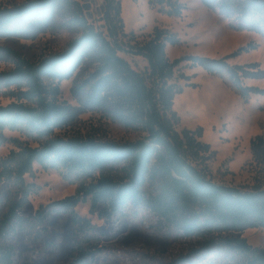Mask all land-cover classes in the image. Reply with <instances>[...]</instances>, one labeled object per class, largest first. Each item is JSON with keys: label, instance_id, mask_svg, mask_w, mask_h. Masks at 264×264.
<instances>
[{"label": "trees", "instance_id": "trees-1", "mask_svg": "<svg viewBox=\"0 0 264 264\" xmlns=\"http://www.w3.org/2000/svg\"><path fill=\"white\" fill-rule=\"evenodd\" d=\"M218 9L236 30L264 35V0H201ZM160 11L179 16V0H150ZM103 27L88 16L82 0H0V39L35 36L67 29L76 33L62 51L31 61L20 51L0 44V61L12 64L0 71V146H14L0 158V264H13L20 232L29 240L49 232L52 214L71 213L77 226L70 264H93L106 250L91 219L76 207L89 203L90 212L119 222L130 217L144 222L155 234L192 241L186 252L172 257L167 251H125L131 264H264V247L254 246L238 233L264 228V136L251 140L256 175L253 183L235 185L217 179L210 161L214 152L204 142L201 128H177L174 96L182 86L173 83L182 59L171 61L167 45L180 37L157 26L147 39L126 32L120 0H106ZM251 44L221 57L192 56L187 60L208 73L227 77L245 100L264 89L244 84L262 79L258 62L232 64L229 59ZM121 52L141 56L144 68ZM80 78L72 94L77 106L61 102L60 84ZM187 80L190 76L181 74ZM195 85V83H188ZM2 98H9L7 103ZM92 111L144 135L117 141L91 134L60 135L77 115ZM21 137H8L6 131ZM30 139L37 142L31 144ZM35 164L56 169L77 191L41 205L34 214L21 213L40 190L34 182ZM53 247V245L46 248Z\"/></svg>", "mask_w": 264, "mask_h": 264}, {"label": "rangeland", "instance_id": "rangeland-1", "mask_svg": "<svg viewBox=\"0 0 264 264\" xmlns=\"http://www.w3.org/2000/svg\"><path fill=\"white\" fill-rule=\"evenodd\" d=\"M23 2L25 0H2ZM87 14L99 27L106 23L103 20L106 11V0H82ZM121 14L126 32L134 31L139 41L147 39L154 29L169 28L180 37L178 45L168 44L166 51L171 61L182 59L176 67L172 82L182 86V91L174 96L173 110L178 113L177 128H201V139L211 145L214 155L210 165L217 179L235 185L253 183L256 175L251 140L257 135L264 136V94L252 93L248 100L238 94L236 88L227 77L208 73L202 66H193L187 60L192 56L221 58L251 44L249 50H242L229 59L232 64L258 62L264 69V35L248 30H236L230 21L222 16L218 9L207 7L201 0H179L183 6L181 15L170 16L160 11L158 5L150 0H120ZM105 30L106 27H103ZM76 33L59 29L55 32L44 31L29 38L12 37L0 39V44L20 51L31 61H38L51 52L65 49ZM132 63L144 68L147 61L141 56L121 52ZM12 64L0 61V71L9 70ZM190 76V80L180 77ZM80 78L74 75L60 84V101L77 106L72 94L73 86ZM195 83V85H188ZM244 84L264 89V78H244ZM3 103L10 101L2 98ZM60 135L91 134L117 141H132L144 135L140 131L126 128L119 123L107 120L101 113L86 111L77 115L72 124L62 130ZM10 137L26 139L19 131H6ZM31 144L38 143L30 139ZM14 148L11 142L0 146V158L9 154ZM35 176L27 180L40 186L29 203L21 210L29 216L41 205L63 199L76 193L79 183L67 181L62 172L56 169H44L35 164ZM76 211L83 217L91 219L97 234L102 236L101 243L106 250L93 264H131L125 260V251L131 249L148 253L152 250L167 251V255L175 257L186 252L192 244L189 240L178 239L168 234H155L148 229L149 218L141 215L144 222L130 217L121 221H110L90 212L89 203H80ZM49 232L39 237L28 236L20 232L16 243V257L13 264H70L73 253V240L77 226L73 223L71 213L52 214L46 220ZM246 237L254 246L264 247V228H249L238 233ZM190 244V245H189ZM46 245L53 247L46 248Z\"/></svg>", "mask_w": 264, "mask_h": 264}, {"label": "water", "instance_id": "water-1", "mask_svg": "<svg viewBox=\"0 0 264 264\" xmlns=\"http://www.w3.org/2000/svg\"><path fill=\"white\" fill-rule=\"evenodd\" d=\"M85 9H86V5H84ZM88 16L91 17V14L88 13Z\"/></svg>", "mask_w": 264, "mask_h": 264}]
</instances>
